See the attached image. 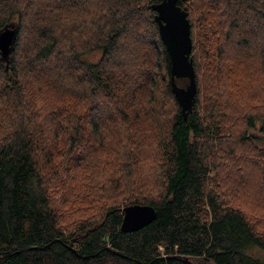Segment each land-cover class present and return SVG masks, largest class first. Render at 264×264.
<instances>
[{
	"label": "trees",
	"instance_id": "obj_1",
	"mask_svg": "<svg viewBox=\"0 0 264 264\" xmlns=\"http://www.w3.org/2000/svg\"><path fill=\"white\" fill-rule=\"evenodd\" d=\"M159 1L0 0V264H264V0H179L187 112ZM132 204L157 216L125 231Z\"/></svg>",
	"mask_w": 264,
	"mask_h": 264
},
{
	"label": "water",
	"instance_id": "obj_2",
	"mask_svg": "<svg viewBox=\"0 0 264 264\" xmlns=\"http://www.w3.org/2000/svg\"><path fill=\"white\" fill-rule=\"evenodd\" d=\"M156 10L160 34L167 46L172 63L171 81L183 112L192 111L196 102L197 81L193 57V41L188 11L179 4V0H161L153 4ZM19 31L15 22L0 30V57L8 66L10 54ZM188 77L187 86H179L176 79ZM157 216L156 208L151 204H132L124 207L122 229L133 231L144 227Z\"/></svg>",
	"mask_w": 264,
	"mask_h": 264
},
{
	"label": "rangeland",
	"instance_id": "obj_3",
	"mask_svg": "<svg viewBox=\"0 0 264 264\" xmlns=\"http://www.w3.org/2000/svg\"><path fill=\"white\" fill-rule=\"evenodd\" d=\"M195 72H196V69H195ZM196 75H197V72H196ZM196 81H197V78H196ZM251 134L254 135V139H255L256 142H258L259 144H262V145L264 144V136L261 134V132L254 130V131L251 132ZM258 143H256V144L258 145ZM52 187H53V191L54 192L55 191H57V192L59 191V189H55V185H52ZM59 195H60L61 198H65V197H63L64 195H62V194H59ZM71 199H72V196H71ZM125 206H127V205H125ZM66 210L69 213L68 220L70 222L73 221L74 219L82 218L84 215L89 214L91 212L90 210H87L86 208H84L83 206H81V205H79L77 203L71 204V206L66 208ZM123 210H124V208H123ZM263 216H264V213L261 212L260 215L258 216V218L262 221L263 220ZM259 251H261V250H257L256 249V253H258Z\"/></svg>",
	"mask_w": 264,
	"mask_h": 264
}]
</instances>
